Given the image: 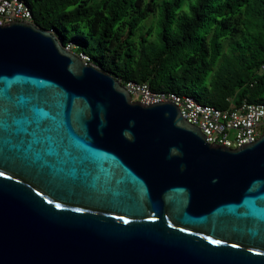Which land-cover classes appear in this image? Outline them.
Returning a JSON list of instances; mask_svg holds the SVG:
<instances>
[{
    "label": "water",
    "instance_id": "obj_1",
    "mask_svg": "<svg viewBox=\"0 0 264 264\" xmlns=\"http://www.w3.org/2000/svg\"><path fill=\"white\" fill-rule=\"evenodd\" d=\"M206 137L53 31L0 25V264H264V132Z\"/></svg>",
    "mask_w": 264,
    "mask_h": 264
},
{
    "label": "trees",
    "instance_id": "obj_2",
    "mask_svg": "<svg viewBox=\"0 0 264 264\" xmlns=\"http://www.w3.org/2000/svg\"><path fill=\"white\" fill-rule=\"evenodd\" d=\"M23 1L35 25L123 85L221 109L264 104V0Z\"/></svg>",
    "mask_w": 264,
    "mask_h": 264
},
{
    "label": "built area",
    "instance_id": "obj_3",
    "mask_svg": "<svg viewBox=\"0 0 264 264\" xmlns=\"http://www.w3.org/2000/svg\"><path fill=\"white\" fill-rule=\"evenodd\" d=\"M14 20L33 22L30 6L23 0H0V25ZM78 55L89 63L90 58L87 54ZM124 86L132 94V100L146 104L167 100L174 102L179 106L183 116L199 126L211 143L236 148L257 140L264 132L262 103L244 102L238 107L221 109L203 103L192 95L154 90L148 82L131 80Z\"/></svg>",
    "mask_w": 264,
    "mask_h": 264
},
{
    "label": "rangeland",
    "instance_id": "obj_4",
    "mask_svg": "<svg viewBox=\"0 0 264 264\" xmlns=\"http://www.w3.org/2000/svg\"><path fill=\"white\" fill-rule=\"evenodd\" d=\"M152 18H153V17H152ZM149 23H150V19L144 22V24H147V25H148ZM154 27H155V34H156V33H157V23H155Z\"/></svg>",
    "mask_w": 264,
    "mask_h": 264
}]
</instances>
